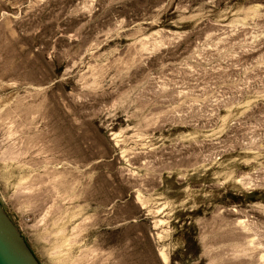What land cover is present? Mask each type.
Instances as JSON below:
<instances>
[{"label":"rangeland","instance_id":"1","mask_svg":"<svg viewBox=\"0 0 264 264\" xmlns=\"http://www.w3.org/2000/svg\"><path fill=\"white\" fill-rule=\"evenodd\" d=\"M0 201L41 264H264V0H0Z\"/></svg>","mask_w":264,"mask_h":264},{"label":"water","instance_id":"2","mask_svg":"<svg viewBox=\"0 0 264 264\" xmlns=\"http://www.w3.org/2000/svg\"><path fill=\"white\" fill-rule=\"evenodd\" d=\"M0 264H41L1 201Z\"/></svg>","mask_w":264,"mask_h":264},{"label":"bare ground","instance_id":"3","mask_svg":"<svg viewBox=\"0 0 264 264\" xmlns=\"http://www.w3.org/2000/svg\"><path fill=\"white\" fill-rule=\"evenodd\" d=\"M11 154V153H10Z\"/></svg>","mask_w":264,"mask_h":264}]
</instances>
